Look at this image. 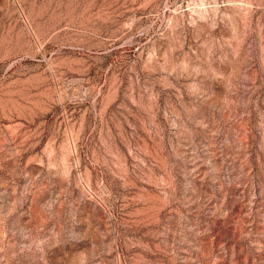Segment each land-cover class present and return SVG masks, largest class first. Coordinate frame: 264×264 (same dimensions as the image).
I'll use <instances>...</instances> for the list:
<instances>
[{"label": "rangeland", "instance_id": "1", "mask_svg": "<svg viewBox=\"0 0 264 264\" xmlns=\"http://www.w3.org/2000/svg\"><path fill=\"white\" fill-rule=\"evenodd\" d=\"M0 264H264V0H0Z\"/></svg>", "mask_w": 264, "mask_h": 264}]
</instances>
